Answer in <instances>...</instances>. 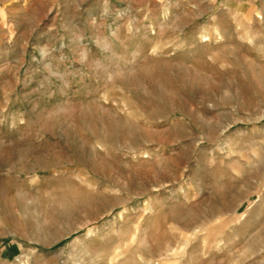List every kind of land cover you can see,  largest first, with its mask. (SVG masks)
Returning a JSON list of instances; mask_svg holds the SVG:
<instances>
[{"label": "rangeland", "instance_id": "374dc122", "mask_svg": "<svg viewBox=\"0 0 264 264\" xmlns=\"http://www.w3.org/2000/svg\"><path fill=\"white\" fill-rule=\"evenodd\" d=\"M0 264H264V0H0Z\"/></svg>", "mask_w": 264, "mask_h": 264}]
</instances>
